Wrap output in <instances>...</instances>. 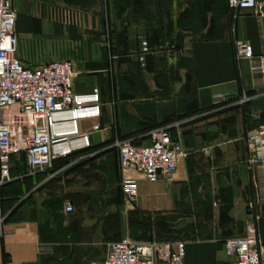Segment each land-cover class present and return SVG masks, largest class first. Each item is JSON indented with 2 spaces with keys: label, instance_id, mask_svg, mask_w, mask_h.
Segmentation results:
<instances>
[{
  "label": "crops",
  "instance_id": "crops-1",
  "mask_svg": "<svg viewBox=\"0 0 264 264\" xmlns=\"http://www.w3.org/2000/svg\"><path fill=\"white\" fill-rule=\"evenodd\" d=\"M10 4L17 57L28 67L71 61L74 91L99 89L102 130L90 136L89 157L52 180L26 175L23 157H12L14 180L0 190V264H102L107 246L125 238L184 242V264H235L225 242L246 234V204L255 198L246 137L264 124V17H234L225 0ZM139 37L153 51L170 43L177 52L150 55L141 68ZM236 41L249 46L240 62ZM244 96L255 98L237 104ZM171 123H179L171 137L186 154L174 182L138 179L127 201L110 146L121 139L148 145L152 129ZM255 218L262 255L263 203Z\"/></svg>",
  "mask_w": 264,
  "mask_h": 264
},
{
  "label": "built area",
  "instance_id": "built-area-1",
  "mask_svg": "<svg viewBox=\"0 0 264 264\" xmlns=\"http://www.w3.org/2000/svg\"><path fill=\"white\" fill-rule=\"evenodd\" d=\"M225 1L234 17L239 11L264 17V1ZM139 44L137 61L141 68L150 55L177 52L170 43L161 44L153 51L143 37H139ZM17 48L16 11L10 0H0V190L14 180L10 172L12 157H23L26 175L41 174L52 180L71 165L87 159L89 154L84 152L91 147V134L102 130L97 123L102 107L99 89L74 91L71 61L56 60L28 67L17 57ZM248 56L247 43L236 41L235 60L240 62ZM251 98L244 96L236 103L242 105ZM91 121L94 124L84 130L82 124ZM178 125L171 123L152 129L148 133V145L121 139L110 146L118 153L120 188L127 201L135 199L138 179L149 183L174 182L178 160L186 156L182 146L171 137L172 129ZM246 142L251 156L249 164L256 171L255 198L246 204V234L228 239L225 248L235 264H264L254 225L256 203L264 204V124L251 130ZM64 162L67 164L63 165ZM64 210L68 214L73 212L69 203ZM4 226L0 216V232ZM184 254V242H135L125 238L107 246L102 264H184Z\"/></svg>",
  "mask_w": 264,
  "mask_h": 264
}]
</instances>
